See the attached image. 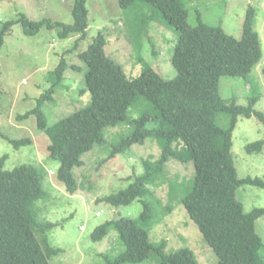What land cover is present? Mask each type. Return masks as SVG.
<instances>
[{"label": "trees", "instance_id": "obj_1", "mask_svg": "<svg viewBox=\"0 0 264 264\" xmlns=\"http://www.w3.org/2000/svg\"><path fill=\"white\" fill-rule=\"evenodd\" d=\"M87 2L74 0L71 25L48 18L33 21L20 15L17 21L4 25L0 50L4 36L16 23L27 36L38 34L43 28L57 30L61 39L77 35L73 48L76 50L87 37ZM138 2L153 8L151 17L144 23L157 20L178 33L171 58L177 71L174 79L162 78L141 54L137 61L143 64L142 74L128 78L122 65L107 55L106 36L98 34L88 49L79 54L88 69L85 80L86 90L91 94L90 104L48 126L43 107L55 100L54 94L65 80L69 66L63 58L47 77L51 83L48 90L37 99L36 106L20 118L36 116L38 129L50 139L49 157L60 163L57 177L71 195L81 187L74 170L85 165L82 160L85 154L95 146L105 145L109 128L123 124L135 127L131 134L121 136L122 141L110 151V158L133 145H143L149 138L159 144L161 155L156 160L149 157L143 161V175L136 176L125 190L101 200L115 208L140 200L144 207L139 220L115 219L95 230L94 240L103 239L111 230H116L124 246L108 264H142L153 251L162 257L159 264H199L190 248L163 255L166 242L153 244L150 241L147 228L152 222L153 208L161 206L151 186L163 176L171 160L194 165L193 182L182 187L186 193L180 202L217 255V264H264V243L256 232V221L264 216V208L246 213L237 199L239 187L251 185L264 189V181L250 177L239 179L232 154L233 131L238 118L254 116L264 125V113L254 109L258 93L248 99L247 106H240L221 98L219 92L222 77L249 79L263 59L260 36L254 29L255 11L249 7L242 36L236 39L221 26L205 24L200 14L197 25L191 26L182 0H118L123 10H129ZM139 98L148 101L151 108L132 120L129 113ZM220 113L230 119L226 129L217 125L216 117ZM150 122L155 123L153 128L147 127ZM9 141L17 149L31 143L29 138ZM263 149L264 139L247 146L249 153H260ZM7 159L0 156V264H51V259L61 250L52 246L49 237L55 224L39 220L37 203L47 196L43 187L44 173L33 165L7 171Z\"/></svg>", "mask_w": 264, "mask_h": 264}, {"label": "rangeland", "instance_id": "obj_2", "mask_svg": "<svg viewBox=\"0 0 264 264\" xmlns=\"http://www.w3.org/2000/svg\"><path fill=\"white\" fill-rule=\"evenodd\" d=\"M182 1L188 10L191 26L197 25L200 14L205 24L221 26L226 34L236 39L242 36L247 10L249 7L254 9V29L260 36L263 59L253 69L249 79L222 77L219 92L221 98L235 101L240 106H247L248 99L258 93L254 109L264 113V0ZM73 2L0 1V36L4 25L17 21L20 15L33 21L48 18L71 25L74 22ZM87 7V37L76 50L73 48L79 37L77 35L61 39L57 30L43 28L38 34L27 36L19 23L4 36L0 50V156L8 157L5 163L7 171L22 165H33L44 173L43 187L47 196L37 203L39 220L55 224L49 237L52 246L61 250L51 259V264H108L124 250L116 230H111L99 240H94L92 235L97 228L115 219L139 220L144 211L143 203L135 200L129 206L115 208L101 200L125 190L136 176L143 175V161L149 157L158 159L161 148L156 140L149 138L143 145H133L124 153L110 158V151L121 143V136L131 134L135 127L123 124L109 128L105 133V145L95 146L85 154L82 157L85 165L74 170L81 187L75 195H71L57 177L60 163L49 157L50 139L38 129L36 116L30 115L25 119L20 116L31 111L37 99L48 90L51 83L47 77L63 58L69 66L65 80L56 90L55 100L43 107L48 126L90 104L91 94L86 90L85 80L88 69L79 54L88 49L98 34L106 36L107 55L122 65L128 78L142 74L143 64L137 61L140 54L165 80H172L177 75L171 58L178 33L157 20L144 23L153 13L150 5L138 2L129 10H123L118 0H88ZM150 108L148 101L139 98L135 108L130 110L131 119H138ZM216 122L226 129L230 119L220 113ZM154 126V122L147 125L148 128ZM24 138H29L31 143L19 149L9 141ZM263 139L264 125L256 117L238 118L233 131L232 154L239 179L250 177L264 181V149L260 153L247 151L248 145ZM194 170L192 163L171 160L166 164L163 176L151 186L161 206L153 208L152 222L147 229L151 243L166 242L163 255L190 248L199 264H217V255L206 244L199 228L180 202L186 193L182 187L193 182ZM50 171L53 174H49ZM237 199L244 205L246 213L264 208V189L243 185L237 190ZM98 213L101 215L98 216ZM256 232L264 243V216L256 221ZM161 258L153 251L142 264H159Z\"/></svg>", "mask_w": 264, "mask_h": 264}, {"label": "built area", "instance_id": "obj_3", "mask_svg": "<svg viewBox=\"0 0 264 264\" xmlns=\"http://www.w3.org/2000/svg\"><path fill=\"white\" fill-rule=\"evenodd\" d=\"M49 173H50V174H53V171H50ZM100 215H101V214H100V213H98V216H100Z\"/></svg>", "mask_w": 264, "mask_h": 264}, {"label": "clouds", "instance_id": "obj_4", "mask_svg": "<svg viewBox=\"0 0 264 264\" xmlns=\"http://www.w3.org/2000/svg\"><path fill=\"white\" fill-rule=\"evenodd\" d=\"M50 174V173H49Z\"/></svg>", "mask_w": 264, "mask_h": 264}]
</instances>
